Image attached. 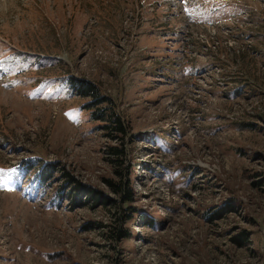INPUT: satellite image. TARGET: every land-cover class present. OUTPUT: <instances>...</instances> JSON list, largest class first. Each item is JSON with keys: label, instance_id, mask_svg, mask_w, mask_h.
Masks as SVG:
<instances>
[{"label": "rangeland", "instance_id": "1", "mask_svg": "<svg viewBox=\"0 0 264 264\" xmlns=\"http://www.w3.org/2000/svg\"><path fill=\"white\" fill-rule=\"evenodd\" d=\"M61 172L104 198L70 207ZM0 264H264V0H0Z\"/></svg>", "mask_w": 264, "mask_h": 264}, {"label": "trees", "instance_id": "2", "mask_svg": "<svg viewBox=\"0 0 264 264\" xmlns=\"http://www.w3.org/2000/svg\"><path fill=\"white\" fill-rule=\"evenodd\" d=\"M65 83L73 94L79 97L90 99V101L86 103L88 109L91 111L90 117L93 120L101 121L103 123L102 129H109V133L107 132V134H109L110 136L115 134L114 136L117 139L121 140V144V142L127 136L128 127L121 116L116 113L113 107V100L108 96L103 95L96 83H93L87 79L79 78L73 75H66ZM107 151L110 155H123V145L122 147L121 145L111 146L107 149ZM35 160H37L35 165L39 167V169L34 173V175L36 176L35 179L38 182L50 180V173L53 172V168H49L50 165H48L47 163L38 166V162H40V159L36 158ZM131 172L132 170L130 171V169H126L125 172L118 171V173H116V176H118L116 180L107 181L110 192L121 198V204L125 201H131L132 198V186L130 185L131 181L129 179ZM60 174V176L63 177V180H65L66 188L68 187L70 207L76 208L78 206H81L84 202H87L86 199H91L93 202H97L104 198L101 192L90 189V187H88L87 185L81 183L77 184V182L74 181L72 177L64 172H61ZM106 201L107 200H103V202ZM228 210L225 208L217 210L213 216V220L219 219ZM140 219L145 220V217L141 215ZM111 238H114L116 240H123L128 238V234L126 233V231H122L119 229L115 232H112ZM240 244L241 242H239V245Z\"/></svg>", "mask_w": 264, "mask_h": 264}]
</instances>
